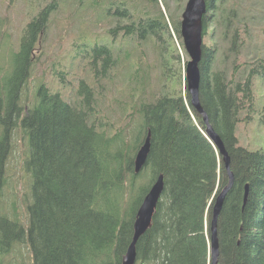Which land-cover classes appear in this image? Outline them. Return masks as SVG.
<instances>
[{
    "label": "trees",
    "instance_id": "trees-1",
    "mask_svg": "<svg viewBox=\"0 0 264 264\" xmlns=\"http://www.w3.org/2000/svg\"><path fill=\"white\" fill-rule=\"evenodd\" d=\"M60 2L51 0L24 25L8 69L0 68V204L14 129L26 138L32 179L25 228L4 217L0 205V252L24 243L33 264H121L136 211L162 175L163 194L136 244V264H211V208L227 175L188 97L187 55L180 60L175 44L184 50L181 18L166 17L159 0H71L73 11L62 20L82 27L71 39L67 63L82 65V76L72 84L56 65L50 71L55 86L39 84L28 106L22 91ZM206 3L199 101L234 176L217 220V264H264V106L256 107L264 104V49L245 55L251 37L264 44V27H254L240 11L238 17L240 0ZM74 11L91 12V24L73 20ZM147 46L161 60V92L154 100L146 97ZM119 78L128 99L114 95L106 110L112 96L106 85L118 87ZM256 113L263 118L255 129ZM147 137L146 163L135 174L133 161Z\"/></svg>",
    "mask_w": 264,
    "mask_h": 264
},
{
    "label": "rangeland",
    "instance_id": "rangeland-1",
    "mask_svg": "<svg viewBox=\"0 0 264 264\" xmlns=\"http://www.w3.org/2000/svg\"><path fill=\"white\" fill-rule=\"evenodd\" d=\"M61 1V7L51 15H49V20L47 23V28H45V33L41 36L40 45L36 53V61L32 67L30 80L28 81L23 94L22 100L24 104L31 106L35 100V92L39 89L41 84L45 86H55V82L52 81L50 71H54L56 65L59 70H64L69 73V78L72 84H76L77 80L82 76L81 70L82 65L68 64V50L74 36L79 34L82 24H76L71 27V24L65 26L66 17H69L73 11V6L70 3L71 0H59ZM63 1V2H62ZM163 6L164 1L159 0ZM169 8L165 7L164 13L166 17L172 16L177 19L181 18L184 10L183 5L177 4L175 0H167ZM51 0H0V68L3 72H6L9 66L10 54L17 50L19 39L21 37V29L24 28L27 22L36 16V13L45 7ZM67 2V9L63 8L64 4ZM118 2V1H117ZM242 7L235 6L234 9L237 10V15L239 17V11L241 14H245L247 18H252L254 20V27L260 28L264 27V0H252V10H248L250 0H240ZM75 8V7H74ZM79 12H84L79 10ZM79 12L74 11L73 20L83 18V23L85 25L91 24L89 20L92 19L91 12L82 14L80 16ZM77 22V21H76ZM102 26H94L93 30L99 31ZM250 46L246 49L245 55L250 57L257 53L259 50L264 49V44L255 42L254 38L251 37ZM176 48L178 50L180 60L185 59L184 50L180 49L179 42H176ZM153 47H146V65L144 70L147 69L150 73V86H148V91L146 94L147 99L154 100L158 94L161 92V82L159 81L161 60L153 49ZM64 59V60H61ZM187 57V61H188ZM64 62L63 67L58 65L59 61ZM179 60V61H180ZM181 62V61H180ZM134 64V61L131 62ZM72 76V78H71ZM77 77V78H76ZM121 77V76H119ZM40 84V85H39ZM118 87H110L106 85L107 90H109L112 96L106 100L105 98V109L109 110L110 104L109 100L115 95L117 98H121L123 101L128 99L126 93L128 89L124 88V82L122 78L117 81ZM117 88L120 92L117 91ZM70 91V90H69ZM68 91V92H69ZM113 109H116L114 101L111 103ZM264 104L262 102L256 103V107L263 109ZM121 112V111H119ZM119 112L118 115H119ZM263 118V115L256 113L254 120V128L256 125H262L259 120ZM23 132L20 129H14L12 134L11 153L9 154V160L6 167V185L3 189V196L1 199V214L7 217L11 221L18 222L24 228L28 225V216L26 213V206L31 203V174L26 169V161L29 156L27 142ZM261 147V145H260ZM264 148V143L262 144ZM0 264H33L32 255L30 249L26 244L15 243L13 248L8 252H0Z\"/></svg>",
    "mask_w": 264,
    "mask_h": 264
},
{
    "label": "water",
    "instance_id": "water-1",
    "mask_svg": "<svg viewBox=\"0 0 264 264\" xmlns=\"http://www.w3.org/2000/svg\"><path fill=\"white\" fill-rule=\"evenodd\" d=\"M207 3L206 0H187L184 6V10L181 15L180 23V37L184 51L189 58L185 65V85L186 90L189 94L190 103L193 110L202 118L206 130L205 134L209 137L212 144L216 147L227 175V183L221 189L212 209L211 220H210V241H211V264H217L218 258V239H217V220L222 210L226 195L230 193L233 187L234 176L230 169V158L222 141L217 134H214L212 127L210 126L208 118L204 111L201 109L199 101V63L202 55V32H203V19L207 15ZM149 137L145 140L136 154L134 162V172L138 174L145 165V160L149 152ZM163 176L159 175L155 183H153L149 191L144 196L138 210L136 211V217L133 224V235L131 243L124 256L121 259V264H136L137 252L136 244L140 238L151 226V221L156 211L160 197L164 190ZM248 186L245 187L244 203L247 200Z\"/></svg>",
    "mask_w": 264,
    "mask_h": 264
},
{
    "label": "bare ground",
    "instance_id": "bare-ground-1",
    "mask_svg": "<svg viewBox=\"0 0 264 264\" xmlns=\"http://www.w3.org/2000/svg\"><path fill=\"white\" fill-rule=\"evenodd\" d=\"M217 197V196H216Z\"/></svg>",
    "mask_w": 264,
    "mask_h": 264
}]
</instances>
